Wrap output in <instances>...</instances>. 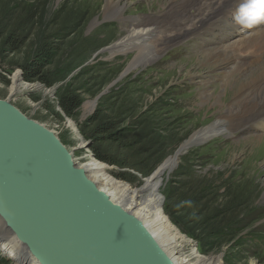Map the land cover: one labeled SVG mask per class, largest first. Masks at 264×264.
<instances>
[{"label": "rangeland", "instance_id": "374dc122", "mask_svg": "<svg viewBox=\"0 0 264 264\" xmlns=\"http://www.w3.org/2000/svg\"><path fill=\"white\" fill-rule=\"evenodd\" d=\"M104 2L105 0H0V14L2 9L12 7L13 15L30 23L24 45L17 53L8 49L1 51V43L9 36L12 26H0V98L9 100L27 117L54 131L71 151L76 163L84 162L82 157L86 153L91 152L93 155L92 144L95 143L91 135L81 131L82 124L100 107L101 110H106V103L107 107L111 106V110H116V107L122 113V122L117 126L116 133L124 131L127 137L121 152H128V146L139 142L141 136L146 137L145 128L154 127L162 142L168 144L152 155L154 162H151L144 173L98 159L108 166L112 180L130 190L143 185L144 180L163 162L174 159L176 164L161 175L165 187H160L159 181L153 189L162 198L159 207L163 215L192 241L186 245V251L183 249L179 253L189 255L191 245L202 251L199 239L183 232L174 222L183 219L179 212H174L175 196L186 195V192L191 196L195 192L198 198H204L199 203L201 218L208 219L222 209L228 215L239 211L233 225L232 240L208 252H202L201 255L207 257L206 264H227L226 257L230 252L235 261L232 264H264V243L253 248L249 247L251 241H246L239 248L241 251L232 250L234 246L240 247L239 241L248 236L264 235V159L257 164H249L245 161L248 153L243 152V148L234 147L235 139L220 136L193 145L177 158L174 157L180 144L213 116L214 108H201L199 96L201 92L224 90L221 85L224 80L220 79L217 67L207 64L202 66L200 62L194 61L199 57V50L195 49L197 43L194 41L168 45L170 47L163 50V56L152 63H148L144 57L134 60L133 52L111 58L105 46L119 37L120 27L124 24L116 19H104ZM121 3L124 5L122 13L127 18L152 15L158 8L154 0H121ZM42 39H46L54 47L53 69L59 74V78L51 86H45L37 80H25L21 67L28 60L27 55ZM132 64L135 67L129 68ZM178 64H182V70L185 67L193 70L191 68L194 66L197 72L191 76H183V71L179 72L177 69L180 66ZM14 73H18L24 82L36 88L17 97L9 96L8 88ZM35 84L51 90L55 86V91H43V87L39 88ZM71 87L78 89L82 99L74 118L66 116L58 104L61 92ZM105 89L107 91L93 105L96 97ZM223 102L230 106V96L225 97ZM84 108H92L86 116ZM111 110L104 112L109 113ZM69 120L76 126L80 137L87 141L86 148H75V139L66 126ZM232 134L239 139L243 135L242 129L237 128ZM248 136H254L251 128ZM262 137L264 138V133ZM133 148L136 149V146ZM93 158L96 157L93 155ZM212 191L215 198L210 202ZM233 203L240 206L239 209L236 206L237 211H233ZM213 208H216L214 212ZM260 240L263 242L264 239ZM12 263V258L0 251V264Z\"/></svg>", "mask_w": 264, "mask_h": 264}, {"label": "bare ground", "instance_id": "6f19581e", "mask_svg": "<svg viewBox=\"0 0 264 264\" xmlns=\"http://www.w3.org/2000/svg\"><path fill=\"white\" fill-rule=\"evenodd\" d=\"M154 1L157 2L158 8L152 15L127 18L122 13L124 5L121 0H105L104 19H116L124 24L120 27L119 37L105 46L109 56L115 58V56L133 52L134 60L144 57L148 63H152L163 56V50L170 47L168 45H173L175 42L178 44L180 41H194L197 43L195 49L199 50V57L194 61L200 62L202 66L207 64L217 67L220 79L224 80L221 84L224 90L201 92L199 96L201 108H214L213 116L205 125L197 127L193 134L180 144L174 157L177 158L193 145L208 139L212 140L214 136H220L235 139L234 147L243 148L242 151L248 153L246 162L259 163L264 159V138L262 137L264 133V24L252 29L235 24L234 17L238 14L239 6L244 0ZM150 8L149 6V10ZM178 65L180 66L177 69L179 72L183 71V76H191L197 72L194 66L191 68L193 70L188 67L182 70V64ZM134 67L135 65L132 64L129 68ZM35 88L24 82L18 73H14L8 94L17 97ZM48 91L54 92L55 88ZM227 96L231 98L230 106L223 102ZM96 101L97 99L93 105ZM91 109L84 108V116L88 115ZM66 126L75 139V148H86L87 141L80 137L74 123L69 120ZM237 128H241L243 134L237 135L241 136L239 139L232 134ZM249 128L254 131V136H248ZM225 150L228 151V149ZM90 153L83 155L84 162L76 163L73 159L74 163L84 168L88 177L114 202L121 204L141 219L175 264L207 263V257L201 255L202 251L200 252L197 246H190L189 255L179 253L183 249L186 251V245L192 241L172 226L168 218L163 215L159 207L162 198L154 193L153 186L159 181L160 187H165L164 181L163 183L161 181V175L176 164L174 159H168L159 165L144 180L143 185L129 190L112 180L108 166L93 158ZM0 251L12 258V264H39L1 219Z\"/></svg>", "mask_w": 264, "mask_h": 264}, {"label": "water", "instance_id": "95a60500", "mask_svg": "<svg viewBox=\"0 0 264 264\" xmlns=\"http://www.w3.org/2000/svg\"><path fill=\"white\" fill-rule=\"evenodd\" d=\"M0 219L39 264H175L52 130L1 98Z\"/></svg>", "mask_w": 264, "mask_h": 264}, {"label": "trees", "instance_id": "16d2710c", "mask_svg": "<svg viewBox=\"0 0 264 264\" xmlns=\"http://www.w3.org/2000/svg\"><path fill=\"white\" fill-rule=\"evenodd\" d=\"M11 9L12 7L10 9H2L0 14V26L2 24H4V26L5 24L12 26V31L9 36L1 43V51L3 52L8 49L12 53H17L24 45L27 32L30 29V23L24 19H20L17 15H13ZM53 49L54 47L49 44L46 39L39 41L34 50L27 55L26 60H28L26 63L21 65L25 80H37L45 86H51L53 82L59 78V74L53 69L55 56ZM77 90L78 89L72 87L66 88L59 96L58 104L60 109L68 117H76V110L81 104L82 99ZM107 105V103L104 104L106 110H104V108L101 110V107L97 109L85 120V123L82 124L81 127V131L84 134L91 135L92 140L95 142L92 144V153L94 157L108 164L129 167L144 173L154 162L152 155L161 151L168 142H162V139L158 136L157 129L154 127H147L145 128L146 137L141 136L139 142H134V144L128 146V152H121L123 147H125L124 140L127 137L124 131L119 130V133H116V130H118L117 126L122 122L120 120L122 113L116 107V110H111V106L107 107ZM110 110L111 112L109 113L104 112ZM148 125H153V123H148ZM134 146H136V149L133 148ZM152 150H154V152ZM155 150L157 152H155ZM193 193L194 194L191 196H189L188 192H186V195L177 194L175 196L176 208L174 212H179L183 219H177L174 220V222L181 227L183 232L193 238L199 239L202 252H208L210 249H215L231 241L234 231L233 225H235L239 211L237 213L232 212L228 215L222 211V209L221 211H217V213H213L208 219L201 218L199 216V208L201 206L199 203L202 202L204 198H198V195L195 192ZM214 198L215 193L212 191L209 201L212 202ZM236 206H238L236 203L231 204L232 208L235 207L233 211H237V209L240 208V206H238L236 209ZM223 207L224 206L221 204V208ZM214 209L216 208H213V212ZM247 239L240 240V247L234 246L235 248L233 247L232 250L236 249L237 252L241 251L239 248H242L241 245L246 241H251L249 247L253 248L264 243V240L260 242V239H264V235L262 234L248 236ZM230 253H228V257H226V263L228 259L227 264L235 262L233 255Z\"/></svg>", "mask_w": 264, "mask_h": 264}, {"label": "clouds", "instance_id": "9594fccd", "mask_svg": "<svg viewBox=\"0 0 264 264\" xmlns=\"http://www.w3.org/2000/svg\"><path fill=\"white\" fill-rule=\"evenodd\" d=\"M234 21L236 25L246 29L264 24V0H244Z\"/></svg>", "mask_w": 264, "mask_h": 264}]
</instances>
